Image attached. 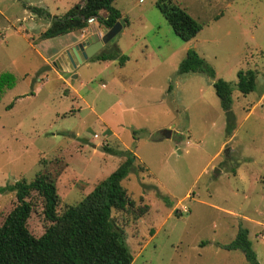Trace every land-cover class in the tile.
<instances>
[{"label": "rangeland", "instance_id": "rangeland-1", "mask_svg": "<svg viewBox=\"0 0 264 264\" xmlns=\"http://www.w3.org/2000/svg\"><path fill=\"white\" fill-rule=\"evenodd\" d=\"M79 1L0 0V76L12 81L0 89V186L45 170L55 177L60 212L123 159L102 147L127 150L133 165L121 185L135 206L148 205L141 217L111 212L131 264H247L239 250L222 248L239 225L264 264V0H172L201 25L188 41L173 33L156 0H113L127 25L106 44L128 59L90 58L75 65L72 81L42 63L62 37L38 42L44 26L29 8L60 17ZM188 49L214 79L230 83L229 114L211 79L177 72ZM246 69L255 82L242 94L234 83ZM27 200L26 227L39 236L41 200L35 191ZM14 204L12 191L0 193V224Z\"/></svg>", "mask_w": 264, "mask_h": 264}, {"label": "trees", "instance_id": "trees-1", "mask_svg": "<svg viewBox=\"0 0 264 264\" xmlns=\"http://www.w3.org/2000/svg\"><path fill=\"white\" fill-rule=\"evenodd\" d=\"M155 7L170 26L173 33L182 41H188L201 29V25L183 8L172 0H156ZM35 14L44 12L39 7H30ZM104 9L105 16L98 11ZM95 19L105 28L115 22L124 26L127 20L120 17L113 6V0H80L64 15L51 19L49 26L40 38H50L81 30L87 26V19ZM92 59L105 61L117 59L122 65L124 55H120L115 45L104 47L91 56ZM179 74L200 72L212 80V86L219 104L225 114L230 113V83L217 78L212 67L193 49H188L178 64ZM236 89L242 94L253 90L255 72L251 69L238 70ZM8 74H1L0 89L11 84ZM226 124V130L230 123ZM107 153L117 154L123 159L105 178L100 180L80 201L56 211L59 196L56 191L55 177L45 170L36 172L30 180L19 178L11 184L0 186V193L12 191L15 204L0 224V264H131L132 255L123 238L124 231L111 216L112 211L134 209L137 217L148 211V205H134L121 185V180L132 170L134 156L127 150L102 147ZM35 191L41 200V212L45 225L39 236L32 235L26 221L31 212L27 200ZM142 197L139 198L141 200ZM227 250H239L247 264H259L247 238V229L238 226L234 238L222 245Z\"/></svg>", "mask_w": 264, "mask_h": 264}, {"label": "crops", "instance_id": "crops-1", "mask_svg": "<svg viewBox=\"0 0 264 264\" xmlns=\"http://www.w3.org/2000/svg\"><path fill=\"white\" fill-rule=\"evenodd\" d=\"M33 14H35L33 11H31ZM120 13V12H119ZM41 16V17H38V16ZM98 15L99 16H105L106 15V11L104 9H101L98 11ZM35 17H36V21L37 22H40L41 25L44 26V29H46L49 24H50V21L51 19H55L57 17H59L58 15H55V14H49L48 12H43V13H40V14H35ZM120 17H123L122 14L120 13ZM127 25V23L125 24ZM124 25V26H125ZM123 27V26H121ZM43 29V30H44ZM86 29H89L90 32H87ZM43 30H40L38 32V36L39 34L43 31ZM104 30V27L95 19L93 22L87 24V26L83 29H81L80 33L79 34H76V31L77 30H72L70 32H67L66 34H63V35H58V36H61L62 39L61 41L58 43V46L59 48L56 49V50H49V52L46 50L45 52L47 53L46 56H42L40 55L41 57V60H42V63L44 65H47V67H50L51 70L55 73H57V71H63V72H68L69 73V77H70V80H79L78 79V72L76 70V67L75 66H72L70 65L69 61L66 59L67 63L65 66L62 65V63L60 64V60L58 59L60 57L61 54H63L65 52V50H67L70 46H72L74 43L80 41V40H83L86 36L90 35L91 33H98V35H101V32ZM79 35V36H78ZM39 41H42V40H45L46 38H40L38 37ZM35 42H32L31 45H35L34 44ZM37 43V42H36ZM95 54V53H94ZM53 57V58H52ZM54 58L57 59V62H54ZM91 57L85 59V60H88L90 59ZM53 59V60H52ZM61 59V58H60ZM128 58L126 57V60ZM85 60H82L80 63H83L85 62ZM79 63V64H80ZM72 74H74L75 76H72ZM57 78L62 79V76H60V74L58 73L57 74ZM169 132H171L170 134V137L172 136V131L169 130ZM233 135V133H231L229 135V137H231ZM154 140H152L153 142H159V140H161V134H159V137H156V138H153ZM226 144V141H222L220 144H219V147H218V150L216 151V154L220 151L221 148L224 147V145ZM229 212V211H228Z\"/></svg>", "mask_w": 264, "mask_h": 264}, {"label": "water", "instance_id": "water-1", "mask_svg": "<svg viewBox=\"0 0 264 264\" xmlns=\"http://www.w3.org/2000/svg\"><path fill=\"white\" fill-rule=\"evenodd\" d=\"M120 27L121 25L117 21L110 28L104 27L101 35H98V33L94 32L86 36L83 40L74 43L67 50H65L63 54L60 55V64L63 62L62 65L65 66L67 63L65 58H67L70 65L75 66L82 60L91 57L117 33ZM72 76L75 75L72 74ZM161 132L165 138L169 137V130H162Z\"/></svg>", "mask_w": 264, "mask_h": 264}, {"label": "built area", "instance_id": "built-area-1", "mask_svg": "<svg viewBox=\"0 0 264 264\" xmlns=\"http://www.w3.org/2000/svg\"><path fill=\"white\" fill-rule=\"evenodd\" d=\"M95 20V17H89L86 21H87V24L93 22Z\"/></svg>", "mask_w": 264, "mask_h": 264}]
</instances>
